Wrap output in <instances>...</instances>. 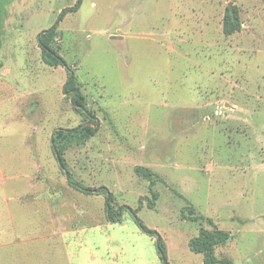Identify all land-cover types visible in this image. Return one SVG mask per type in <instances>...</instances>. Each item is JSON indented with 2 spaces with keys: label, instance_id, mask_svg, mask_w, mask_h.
Listing matches in <instances>:
<instances>
[{
  "label": "rangeland",
  "instance_id": "obj_1",
  "mask_svg": "<svg viewBox=\"0 0 264 264\" xmlns=\"http://www.w3.org/2000/svg\"><path fill=\"white\" fill-rule=\"evenodd\" d=\"M77 3L0 0V264L18 248L24 264L32 251L42 264H163L131 211L169 264H204L190 242L214 231L208 219L231 236L219 264H264V0H83L62 18ZM56 25L52 48L100 125L64 158L75 182L113 196L118 224L106 193L72 189L53 153L56 130L88 122L68 71L42 61L38 38ZM190 206L205 220L188 221Z\"/></svg>",
  "mask_w": 264,
  "mask_h": 264
},
{
  "label": "trees",
  "instance_id": "obj_2",
  "mask_svg": "<svg viewBox=\"0 0 264 264\" xmlns=\"http://www.w3.org/2000/svg\"><path fill=\"white\" fill-rule=\"evenodd\" d=\"M83 0H78L77 6L73 9L64 11L62 14V18L69 12L78 10ZM235 12V11H234ZM236 13V12H235ZM236 19H231L226 17L224 20V34L230 36L237 32L240 28L238 24H236ZM58 25L54 26L48 31H44L40 34L38 38L39 48L42 52V61L45 65L58 68L63 67L68 71L69 79L67 84L64 87V93L69 96L72 101V106L75 110L82 116L86 117L88 122L82 124L76 129L65 130V129H58L54 132L52 137V148L53 153L58 161L59 167L61 171L67 177V181L69 185L76 191L87 195H97L103 193V191L108 194L106 188L101 189H92L86 188L79 183L75 182L72 179V174L68 169L66 159L64 158V153L67 149L73 144H80L86 143L90 141L92 138L96 136L99 131V123L96 120V117L91 113V111L87 108L85 98L82 95L81 91L75 85V77L74 74L70 71L68 65L66 64L65 60L52 48V44L55 42L56 35H57ZM136 174L141 178L152 181L153 182V174L150 170L138 167L136 168ZM113 196L110 194L106 196V214L109 222L111 224H118L121 223L122 220V213L120 211H113L112 208ZM191 212L190 217H185L190 222H201L205 219L202 217L195 216V210L192 206L189 207ZM134 215V218L137 224L143 229V231L152 236L156 239V246L159 252L160 259L163 264H169L168 257H167V248L166 244L160 235L155 232L147 229L143 223L137 217L135 211H131ZM208 223L214 228L213 232H209L206 230H201L200 235L196 238H193L190 242V249L192 252L197 254H202L204 256V264H219L218 259L214 255V250L217 247L225 246L231 239L229 233L221 231L217 229L216 225H214L211 219L207 220Z\"/></svg>",
  "mask_w": 264,
  "mask_h": 264
},
{
  "label": "crops",
  "instance_id": "obj_3",
  "mask_svg": "<svg viewBox=\"0 0 264 264\" xmlns=\"http://www.w3.org/2000/svg\"><path fill=\"white\" fill-rule=\"evenodd\" d=\"M70 186V185H69ZM71 187V186H70ZM72 188V187H71ZM73 189V188H72ZM11 222V221H10ZM12 223V222H11ZM5 231V230H4ZM18 233L16 234V236H17V238L19 237V234H20V229H18V231H17ZM2 237H3V239H6V240H9V239H12V238H14V236L12 235V234H10L9 233V231L7 230V232H6V234H5V232L3 233V235H2ZM27 244V241H25V240H21V241H19L18 242V246H20V244ZM66 245L64 244V247H65ZM65 249H66V247H65ZM64 251H66V250H64ZM29 253V252H28ZM65 253H67V255H69V253L68 252H65ZM24 254V252L23 251H21L20 250V248H18L17 250H16V252H13V255H12V257L13 256H15V258H16V264H24V262H23V260H22V258L25 256V255H23ZM41 254V259H43L42 257H44L45 258V254H44V252L43 253H40ZM36 255H38V253H36V251H32V253H31V257H32V264H42V263H40V262H42V260H34L35 259V257H36ZM55 255H57V253L56 254H52L50 257H54ZM7 256L9 257L10 256V254L9 253H7ZM50 257H46L47 259L48 258H50ZM38 259V258H37ZM44 264V263H43Z\"/></svg>",
  "mask_w": 264,
  "mask_h": 264
}]
</instances>
